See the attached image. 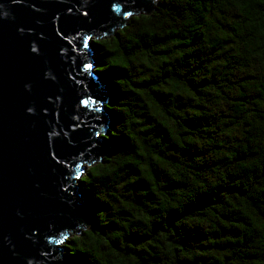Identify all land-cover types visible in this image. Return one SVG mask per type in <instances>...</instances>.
Here are the masks:
<instances>
[{"label": "trees", "instance_id": "trees-1", "mask_svg": "<svg viewBox=\"0 0 264 264\" xmlns=\"http://www.w3.org/2000/svg\"><path fill=\"white\" fill-rule=\"evenodd\" d=\"M155 2L94 43L111 150L60 244L75 264H264V3Z\"/></svg>", "mask_w": 264, "mask_h": 264}, {"label": "water", "instance_id": "water-1", "mask_svg": "<svg viewBox=\"0 0 264 264\" xmlns=\"http://www.w3.org/2000/svg\"><path fill=\"white\" fill-rule=\"evenodd\" d=\"M155 1L0 0V264H75L60 241L91 225L80 181L111 150L108 96L88 37H109L126 11L150 14ZM57 146L59 165L49 157Z\"/></svg>", "mask_w": 264, "mask_h": 264}, {"label": "snow or ice", "instance_id": "snow-or-ice-1", "mask_svg": "<svg viewBox=\"0 0 264 264\" xmlns=\"http://www.w3.org/2000/svg\"><path fill=\"white\" fill-rule=\"evenodd\" d=\"M117 2H119V0H117ZM260 2H261V3H264V0H260ZM111 3H112V0H109V6H110V7H111ZM37 11H39V9H37ZM69 11H70V9H69ZM125 14H126L128 17H132V16H133V12H132V11H126ZM82 15L86 17V16L88 15V13H87V12H84ZM20 31L23 32V29H20ZM105 35H107V33H105ZM88 40L91 41L92 43H100V41H98V40H93V37H92V36H89V37H88ZM81 43H83V38H81ZM85 47H90V45H87V44H86ZM31 53H33L34 55H39V50L37 49V47H36L35 45H33V46L31 47ZM86 67L89 68V69H91V68L94 67V65H93V64H86ZM44 76H45V79H47V80L49 79V75H48V74H45ZM51 79L54 80L55 77L52 76ZM27 87H28V90L30 91V90H31V86L28 85ZM48 99H49V100H52L51 97H49ZM59 100H60V97H59V96H56V97H55V100L53 101V103L55 104V103L58 102ZM83 103H84V107L86 108V107H87V102H83ZM51 110H52V109H49V108L45 107V108H43L41 111H42L43 114L47 115V114H49V113L51 112ZM27 112H28L29 114H31V115H35V114H36V109H35L34 106H31V107H28V108H27ZM48 135L51 136L52 133L49 132ZM97 135H101V134H100V133H97ZM110 135H115V133H111ZM60 155H61V151H60V148H59L58 146H57V147H54V148H51V149L49 150V157H50V159H51L52 161H54V163H55L56 165H59V164H60V161L57 160V157L60 156ZM83 178L86 179L87 177H83ZM77 179H81V177L78 176ZM64 192L67 193V189H64ZM71 195H72V196H75V195H76V191L73 190V192H72Z\"/></svg>", "mask_w": 264, "mask_h": 264}, {"label": "rangeland", "instance_id": "rangeland-1", "mask_svg": "<svg viewBox=\"0 0 264 264\" xmlns=\"http://www.w3.org/2000/svg\"><path fill=\"white\" fill-rule=\"evenodd\" d=\"M88 168H89V167H88ZM88 168L85 169L84 174H85V172L87 171Z\"/></svg>", "mask_w": 264, "mask_h": 264}]
</instances>
